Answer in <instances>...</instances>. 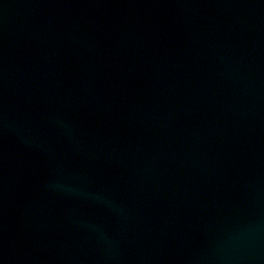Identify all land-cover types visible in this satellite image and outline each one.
<instances>
[{"label": "water", "instance_id": "obj_1", "mask_svg": "<svg viewBox=\"0 0 264 264\" xmlns=\"http://www.w3.org/2000/svg\"><path fill=\"white\" fill-rule=\"evenodd\" d=\"M0 264H264V0H0Z\"/></svg>", "mask_w": 264, "mask_h": 264}]
</instances>
